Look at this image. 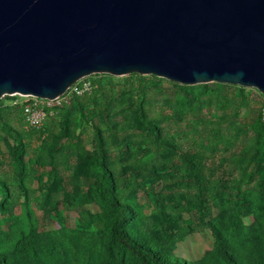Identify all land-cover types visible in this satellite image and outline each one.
<instances>
[{
    "label": "rangeland",
    "instance_id": "1",
    "mask_svg": "<svg viewBox=\"0 0 264 264\" xmlns=\"http://www.w3.org/2000/svg\"><path fill=\"white\" fill-rule=\"evenodd\" d=\"M78 82L83 86L78 89V94H73L83 96L98 91L96 106L101 97L107 102L113 94L120 96L123 110L130 108L133 101L140 102L149 110L151 118L157 115L163 118L166 137L178 141L186 150L194 147V152L204 148L208 155L215 150L214 155L218 156L222 154L224 144L237 136L236 144H251L257 154L264 155V146L258 141L259 131L255 125L264 96L255 89L240 90L242 87L217 83L182 86L139 74H95ZM73 94L62 102V108L66 109L68 133L61 140L56 139L60 125L59 115L53 108L47 109L51 116L34 128L26 123L22 108L25 104L42 103L39 99L22 95L0 99V109L12 108L5 113L4 120L17 136L13 140L0 132V249L9 250L32 233L44 255L54 264H103L109 243L108 214L102 205L92 200L90 180L93 172L84 156L92 149L96 126L102 127L106 136L109 134L99 115L91 117L87 111L82 114L84 111L76 105ZM193 98L198 102L192 101ZM92 106L88 103L85 109L92 110ZM180 112L182 117L176 115ZM197 113L203 121L198 120ZM236 130L239 133L235 135ZM136 131L138 139L142 140L139 130ZM19 144L25 147L22 167L14 154ZM110 144L107 137L106 145ZM242 166L236 165L233 174L239 175ZM252 169L251 166L242 177V190L253 185ZM178 182H186L182 173ZM149 186L150 182L144 181L138 191L123 190L127 201L135 200L138 221L143 228L158 222L155 215L157 202L149 192ZM183 189L184 186L179 185L174 191L182 192ZM154 190L161 191L162 185L155 186ZM180 201L183 204L184 198L181 197ZM162 204H166V199ZM175 215L192 228L170 252L171 257L198 260L208 256L213 250L211 232L206 227L196 226L186 210L181 209Z\"/></svg>",
    "mask_w": 264,
    "mask_h": 264
},
{
    "label": "water",
    "instance_id": "2",
    "mask_svg": "<svg viewBox=\"0 0 264 264\" xmlns=\"http://www.w3.org/2000/svg\"><path fill=\"white\" fill-rule=\"evenodd\" d=\"M95 74L264 96V0H0V99L55 100Z\"/></svg>",
    "mask_w": 264,
    "mask_h": 264
},
{
    "label": "trees",
    "instance_id": "3",
    "mask_svg": "<svg viewBox=\"0 0 264 264\" xmlns=\"http://www.w3.org/2000/svg\"><path fill=\"white\" fill-rule=\"evenodd\" d=\"M77 86L81 88L82 84L79 82ZM97 92L83 96L73 94L72 97L84 111L83 115L85 111L91 117L99 115L109 134L106 136L102 127L96 126L92 149L84 156L93 172L90 180L92 200L102 205L108 214L109 243L103 264H264V155L257 154L251 144H236L237 136L224 144L222 154L218 156L214 155L215 150L210 151L211 155L206 154L204 148L194 152V147L186 150L178 141L166 137L163 118L158 115L151 118L149 110L140 102L133 101L130 108L123 110L120 96L113 94L107 102L101 97L96 106ZM192 101L198 102V99ZM88 103L93 105L92 110L85 109ZM59 107L61 109H57ZM59 107L53 108L59 115L57 140L68 133L66 109L63 105ZM11 109H0V132L16 140L17 136L4 120L5 113ZM176 115L182 117L183 113ZM195 116L203 121L199 113ZM255 125L259 131L258 141L264 146V122L259 114ZM130 130H133L132 134ZM136 130L142 140L138 139ZM238 133L236 130L235 135ZM107 137L111 140L110 145H106ZM24 149L19 144L14 150L21 167ZM178 153L181 156L177 157ZM241 164L240 174H233L234 167ZM251 166L253 185L242 190V177ZM181 173L186 182H178ZM144 181L150 182L149 192L157 202L155 215L158 222L147 228L138 221L135 200L127 201L123 196L124 189L138 191ZM158 185H162V190L156 192L154 187ZM179 185L184 186L182 192L174 191ZM163 199L166 204H162ZM71 206L75 205L71 203ZM181 209L191 214L196 226L206 227L211 232L213 250L208 256L198 260L171 257L170 252L192 228L175 215ZM0 264L54 262L47 259L38 240L28 233L9 250L0 249Z\"/></svg>",
    "mask_w": 264,
    "mask_h": 264
},
{
    "label": "built area",
    "instance_id": "4",
    "mask_svg": "<svg viewBox=\"0 0 264 264\" xmlns=\"http://www.w3.org/2000/svg\"><path fill=\"white\" fill-rule=\"evenodd\" d=\"M79 83V82H78ZM83 86V84H82ZM78 86L77 83L71 86L62 96L55 100H40L42 103L34 102L25 104L22 108V114L26 121V123L31 127H38L43 123L49 116H51L50 112L47 111L48 108H55L63 105L66 99H68L69 95L75 93L78 94ZM30 97V96H26ZM37 100L36 98L32 97ZM259 117L262 122H264V104L261 106L259 111Z\"/></svg>",
    "mask_w": 264,
    "mask_h": 264
}]
</instances>
